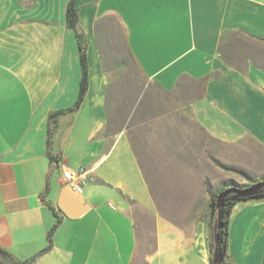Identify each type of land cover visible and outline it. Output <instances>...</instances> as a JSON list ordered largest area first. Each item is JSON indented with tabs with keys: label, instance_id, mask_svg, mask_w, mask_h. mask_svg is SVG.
Segmentation results:
<instances>
[{
	"label": "crops",
	"instance_id": "1",
	"mask_svg": "<svg viewBox=\"0 0 264 264\" xmlns=\"http://www.w3.org/2000/svg\"><path fill=\"white\" fill-rule=\"evenodd\" d=\"M69 1L0 0V260L211 264L206 221L187 234L159 216L152 250L138 252L136 214L154 212V197L126 130L110 129L102 40L108 19L116 20L149 83L170 94L188 85L197 90L188 105L192 120L226 146L252 141L258 179L264 60L239 65L222 48L236 37L264 45V0H75L88 88L76 112L57 116L48 153L49 114L75 102L82 75L76 33L66 24ZM63 169L84 171L76 188ZM65 187L76 197L68 208L80 212L72 217L59 206ZM225 260L264 264V196L234 203Z\"/></svg>",
	"mask_w": 264,
	"mask_h": 264
},
{
	"label": "rangeland",
	"instance_id": "2",
	"mask_svg": "<svg viewBox=\"0 0 264 264\" xmlns=\"http://www.w3.org/2000/svg\"><path fill=\"white\" fill-rule=\"evenodd\" d=\"M106 23L102 44L110 77V129L126 130L155 203L154 212L136 214L138 252L152 250L159 216L184 227L187 234L206 221L210 241L216 219L211 198L222 188L246 187L257 179V147L247 139L232 147L208 137L188 109L198 91L188 85L170 94L149 83L128 53L117 21ZM231 43V48L223 46L222 54L235 63L249 57L264 60L263 44L237 37Z\"/></svg>",
	"mask_w": 264,
	"mask_h": 264
},
{
	"label": "trees",
	"instance_id": "3",
	"mask_svg": "<svg viewBox=\"0 0 264 264\" xmlns=\"http://www.w3.org/2000/svg\"><path fill=\"white\" fill-rule=\"evenodd\" d=\"M66 24L68 27L72 28L78 40V47L80 51V62L82 66V75L80 79V86L78 97L75 102L68 108L63 110H58L51 112L48 118V130H47V145H48V153L51 148L53 142L54 131L57 126L56 118L57 116L65 113H74L77 111L78 107L80 106L81 102L84 99L86 90L88 88V65L86 60V38L84 34L78 29V13L75 7V0H70L67 4L66 11ZM211 75H208L204 80L208 79ZM264 181V177L258 178L253 180L249 185L254 182ZM248 185V186H249ZM224 188L218 190L211 198L210 206L213 212L216 213V235L212 232V238L209 241L210 248L212 251L222 252L224 250V259L222 264H229L226 262L225 258L227 255V244H228V223H229V216L232 210L234 203L238 199H246V198H233V194H229L225 197L222 206L216 207L215 206V198L216 195L222 191ZM264 196V185L258 190V192L251 196V197H261ZM250 198V197H248ZM6 251L0 248V253H5ZM0 264H5L3 261L0 260Z\"/></svg>",
	"mask_w": 264,
	"mask_h": 264
},
{
	"label": "water",
	"instance_id": "4",
	"mask_svg": "<svg viewBox=\"0 0 264 264\" xmlns=\"http://www.w3.org/2000/svg\"><path fill=\"white\" fill-rule=\"evenodd\" d=\"M263 185H264V181H258L246 187H239V186L232 185L227 188H224L222 191H220L216 195L215 206L217 208L222 206L225 197L229 194H233L234 199L251 197L255 195ZM70 190H71V187L70 189L69 187H65L62 190L60 194V199H59V206L67 216L72 217V216L77 215L80 212L72 213L70 209L68 208L69 202L71 200H74V201L76 200V197L71 193ZM214 234L216 235V223L214 225ZM223 259H224V250L222 252L215 251L211 264H222Z\"/></svg>",
	"mask_w": 264,
	"mask_h": 264
},
{
	"label": "built area",
	"instance_id": "5",
	"mask_svg": "<svg viewBox=\"0 0 264 264\" xmlns=\"http://www.w3.org/2000/svg\"><path fill=\"white\" fill-rule=\"evenodd\" d=\"M83 172V170L75 171L71 169H63L62 176L69 186L76 188L78 185L77 181L81 178Z\"/></svg>",
	"mask_w": 264,
	"mask_h": 264
}]
</instances>
